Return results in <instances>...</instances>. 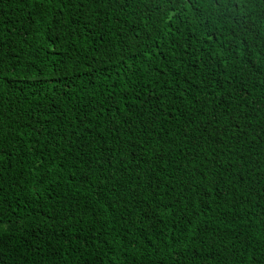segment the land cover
Instances as JSON below:
<instances>
[{"label":"trees","instance_id":"obj_1","mask_svg":"<svg viewBox=\"0 0 264 264\" xmlns=\"http://www.w3.org/2000/svg\"><path fill=\"white\" fill-rule=\"evenodd\" d=\"M0 264H264V0H0Z\"/></svg>","mask_w":264,"mask_h":264}]
</instances>
